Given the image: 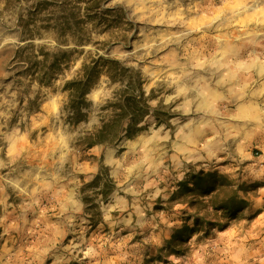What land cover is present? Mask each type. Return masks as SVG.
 <instances>
[{
  "label": "rangeland",
  "instance_id": "rangeland-1",
  "mask_svg": "<svg viewBox=\"0 0 264 264\" xmlns=\"http://www.w3.org/2000/svg\"><path fill=\"white\" fill-rule=\"evenodd\" d=\"M98 57L128 71L71 124ZM137 85L146 127L91 144ZM0 264H264V0H0Z\"/></svg>",
  "mask_w": 264,
  "mask_h": 264
},
{
  "label": "trees",
  "instance_id": "trees-1",
  "mask_svg": "<svg viewBox=\"0 0 264 264\" xmlns=\"http://www.w3.org/2000/svg\"><path fill=\"white\" fill-rule=\"evenodd\" d=\"M53 58V61L48 65L47 71L43 73L45 81L41 82H44V84H47L49 78L66 68L67 62L69 61V57L66 53L54 55ZM45 62H47V59H44V64H46ZM127 71L128 70L119 67L116 60L103 57L83 62L78 77L66 82L64 85V89L68 91V101L65 104V109H67L68 112V122L76 124L85 118L86 113L82 112V109L88 108V103L85 101V95L96 83L98 77L102 73L108 75L111 79H117L119 77L122 78ZM129 77L131 81H137L134 80L135 75H133L132 72H129ZM141 97L142 92L138 85L137 87L127 89L121 95V103L118 107L120 113H116L114 117L103 122L101 126L88 137L91 139L90 143L112 142L113 140L122 137H132L143 130L147 123L143 126H140L139 124L143 122L144 117L149 114V112L148 106ZM152 116L155 123L158 124L165 120L164 117L166 116V113L161 111L158 107L154 108ZM125 123L127 124L124 126L123 124ZM220 208H222L228 215L234 212V210L228 207L226 203ZM199 225L200 224L196 222L195 227H188L185 225L181 229L176 230L164 250L166 249L172 253L179 251L185 241L197 231Z\"/></svg>",
  "mask_w": 264,
  "mask_h": 264
}]
</instances>
